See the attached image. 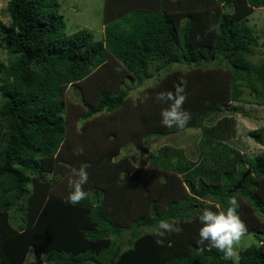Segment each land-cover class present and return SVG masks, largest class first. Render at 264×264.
I'll return each mask as SVG.
<instances>
[{
    "label": "trees",
    "instance_id": "obj_1",
    "mask_svg": "<svg viewBox=\"0 0 264 264\" xmlns=\"http://www.w3.org/2000/svg\"><path fill=\"white\" fill-rule=\"evenodd\" d=\"M257 7L264 0H104V39L97 41L86 29L65 34L58 0H9V23H0L11 78L0 88V264H26L28 254L39 264H233L197 243L202 211H225L230 197L259 241L239 251V264H264V149L250 157L226 141L233 125H204L209 113L239 100L238 79L264 106V49L259 64L247 60L254 38L243 21ZM214 57L226 62L229 81L204 72L167 75L129 95L130 82L141 85L174 64L206 71ZM181 80L187 126L202 128L189 152L199 166L189 171L192 159L173 148L151 152L143 166L115 159L128 142L147 151L145 136L177 129L161 124L168 104L155 97ZM90 84L98 94L94 103L81 99L80 117L91 131L77 133L85 148L77 155L65 143L71 105L64 93ZM93 129L113 144L98 142ZM249 134L264 145V126ZM81 167L90 195L73 205L66 202L71 170ZM246 170L241 186L229 192ZM161 220L180 229L166 233L162 245L154 234Z\"/></svg>",
    "mask_w": 264,
    "mask_h": 264
},
{
    "label": "rangeland",
    "instance_id": "obj_2",
    "mask_svg": "<svg viewBox=\"0 0 264 264\" xmlns=\"http://www.w3.org/2000/svg\"><path fill=\"white\" fill-rule=\"evenodd\" d=\"M8 1L9 0H0L1 24H7L10 20L9 15L5 12ZM58 2V13L61 15L64 22L65 34H71L78 30L86 29L92 33L94 40L100 41L104 39V23L102 18L104 0H58ZM243 21L251 30L254 38L251 42V45L254 49V54L249 56L247 60L257 65L260 63L263 57L262 51L264 49V7L254 8L253 11L247 15ZM157 64L156 62L152 63V70H154L153 67ZM7 65L8 55L6 52L0 49V88L9 86L11 83V78L7 77L6 75ZM152 70L150 69V71ZM226 70V62L222 61L219 64L218 61H215V57L212 59V62L209 64V68L206 71H202L199 68H195L193 66L174 64L170 70L159 72V76H157V74L156 76L152 75L149 78H146L143 80L141 85L137 84V80L133 81L132 83L130 82L129 95L131 97L137 96L139 92H143L145 88L150 87L155 82H157L159 77L163 78L164 76L172 75V79H180L181 75L183 77L184 75L191 77L192 75L194 76L195 74L204 72L208 78H210V75L212 74H216V76L220 77L222 76L223 78H228L227 74L229 73V70ZM180 71H184L186 74L184 72L183 74H180ZM237 85L241 90L239 100L223 104L219 109L209 113V115L206 117V121H204V125L210 126L217 123L225 125L224 127L227 129L228 126L230 128V126L233 125V131H230V134L228 132L229 137L226 139V141L240 153H244L250 157H253L264 149V145L256 143L249 132L264 126V106L255 103L256 101L252 97L251 90L245 84L243 79H238ZM96 88L97 87L94 84H90L89 87L84 88V90L80 92V87L68 86L64 93V99L67 105H71V107L66 110L67 112L64 115L66 129L65 143H68V146L72 150L78 151L79 149H83V152H85L84 144L81 143L83 138L79 139L77 133L83 129H88V131H91V129L89 130V127H87L89 126V122L83 120L80 117L81 112L84 110L81 99L94 103L98 94V90H96ZM257 100L260 101L261 97H258ZM111 122L113 123V121ZM123 126L116 128L119 132H123ZM200 128L201 127L195 128L186 126L183 129L177 128L165 135L157 133L148 134L143 139V144L147 151L144 149L143 151L140 149L138 150L135 148L132 142H128L126 145L124 144L122 146L115 159L126 157L134 161L136 164L143 166L150 160L151 152H157L163 148H173V151L181 149V153L184 157L192 159V168L189 171H193L196 166H199V162L193 156H191L189 152L190 150L195 149L196 143L201 137L202 128ZM93 130V137L99 136L98 142L102 144L105 143L107 146H111L113 144L111 139L104 138L102 133L97 135L99 132ZM204 174L206 175L205 177L209 176L207 173ZM137 209L139 210L140 208ZM260 221H262L260 224L264 225V218L261 217ZM128 232L129 231L126 230V233ZM259 235L264 242V232H260ZM258 244L259 241L255 235L252 233H247L237 250L240 251L248 246ZM28 263L39 264V261H37L32 254H28L26 264Z\"/></svg>",
    "mask_w": 264,
    "mask_h": 264
},
{
    "label": "clouds",
    "instance_id": "obj_3",
    "mask_svg": "<svg viewBox=\"0 0 264 264\" xmlns=\"http://www.w3.org/2000/svg\"><path fill=\"white\" fill-rule=\"evenodd\" d=\"M210 30L212 29L210 28ZM186 84V81L181 80L179 84L174 85V91L160 92L155 97L157 103L168 104V107L163 108L160 113L161 124L167 128L183 129L191 120V113L183 107L187 99ZM82 152L83 149H79L76 154L79 155ZM71 172L72 179L69 180L71 191L66 202L75 205L88 199L90 195L84 189V185L88 183V172L85 167L73 168ZM239 206L237 198L230 197L225 211L217 212L206 208L199 216L202 226L199 229L197 243L201 246V250L215 248L223 253L224 259L232 260L233 264H239L240 255L237 249L248 233L247 225L238 213ZM179 231L180 229L174 222L159 221L154 234L160 239H157L156 243L162 245L166 233H178ZM86 264H90V262L86 261Z\"/></svg>",
    "mask_w": 264,
    "mask_h": 264
},
{
    "label": "water",
    "instance_id": "obj_4",
    "mask_svg": "<svg viewBox=\"0 0 264 264\" xmlns=\"http://www.w3.org/2000/svg\"><path fill=\"white\" fill-rule=\"evenodd\" d=\"M248 173H249V170H246V172L242 175L241 179L235 184V186L232 189L229 190V192H232L238 189L241 186L242 180L247 176Z\"/></svg>",
    "mask_w": 264,
    "mask_h": 264
},
{
    "label": "crops",
    "instance_id": "obj_5",
    "mask_svg": "<svg viewBox=\"0 0 264 264\" xmlns=\"http://www.w3.org/2000/svg\"><path fill=\"white\" fill-rule=\"evenodd\" d=\"M134 162V161H133ZM138 165V164H137Z\"/></svg>",
    "mask_w": 264,
    "mask_h": 264
}]
</instances>
